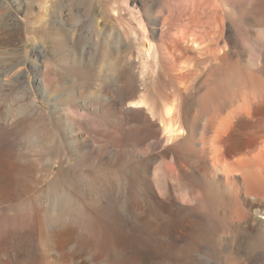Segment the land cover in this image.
Returning a JSON list of instances; mask_svg holds the SVG:
<instances>
[{"label": "bare ground", "instance_id": "6f19581e", "mask_svg": "<svg viewBox=\"0 0 264 264\" xmlns=\"http://www.w3.org/2000/svg\"><path fill=\"white\" fill-rule=\"evenodd\" d=\"M163 260L264 264V0H0V264Z\"/></svg>", "mask_w": 264, "mask_h": 264}, {"label": "rangeland", "instance_id": "374dc122", "mask_svg": "<svg viewBox=\"0 0 264 264\" xmlns=\"http://www.w3.org/2000/svg\"><path fill=\"white\" fill-rule=\"evenodd\" d=\"M20 19H21L22 22H25V21H26L25 18L22 17V16L20 17ZM26 37H29V35H26ZM30 48H31V44H30V40H28V49H30ZM196 61H197V55H196V60H195L194 62H192V65H193V67H194V69H193V67H192V69H193V71H192V72H193V73H192V76H193L192 81H193V80H196V81H197V73H198L197 71H198V68H199V67H197V66H199V62H198V61L196 62ZM194 63H195V64H194ZM192 65H191V66H192ZM196 67H197V68H196ZM195 73H196V74H195ZM194 75H195V76H194ZM175 88H176L175 85H170V87H169V91H170V90H171V92H174V91H175V92H174V96L176 95V89H175ZM172 90H174V91H172ZM261 139H262V138H259L256 142L259 143V144H263V141H261ZM227 145H228L230 148H232V149L236 147L235 144H234V142H230V143H228ZM220 260H221V258H220ZM163 261H165V262H163L162 264H167V263H166L167 260H163ZM151 264H152V263H151Z\"/></svg>", "mask_w": 264, "mask_h": 264}]
</instances>
